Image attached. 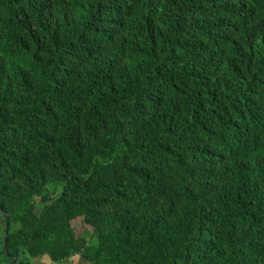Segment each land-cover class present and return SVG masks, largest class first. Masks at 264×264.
Masks as SVG:
<instances>
[{
    "label": "trees",
    "instance_id": "obj_1",
    "mask_svg": "<svg viewBox=\"0 0 264 264\" xmlns=\"http://www.w3.org/2000/svg\"><path fill=\"white\" fill-rule=\"evenodd\" d=\"M0 207V264H264V0H0Z\"/></svg>",
    "mask_w": 264,
    "mask_h": 264
},
{
    "label": "crops",
    "instance_id": "obj_2",
    "mask_svg": "<svg viewBox=\"0 0 264 264\" xmlns=\"http://www.w3.org/2000/svg\"><path fill=\"white\" fill-rule=\"evenodd\" d=\"M31 264H91L89 260L85 259L81 254H75L63 262L54 261L50 255L44 254L31 259Z\"/></svg>",
    "mask_w": 264,
    "mask_h": 264
},
{
    "label": "water",
    "instance_id": "obj_3",
    "mask_svg": "<svg viewBox=\"0 0 264 264\" xmlns=\"http://www.w3.org/2000/svg\"><path fill=\"white\" fill-rule=\"evenodd\" d=\"M0 210L3 212L4 216H5V233H4V244H3V249L6 251L7 250V239H8V235L10 232V215L8 214V212L5 211V209L3 207H0ZM18 261V257H14V259L9 263V264H16V262Z\"/></svg>",
    "mask_w": 264,
    "mask_h": 264
},
{
    "label": "rangeland",
    "instance_id": "obj_4",
    "mask_svg": "<svg viewBox=\"0 0 264 264\" xmlns=\"http://www.w3.org/2000/svg\"><path fill=\"white\" fill-rule=\"evenodd\" d=\"M2 218L3 217L0 214V229L2 228V224H3ZM73 223L79 235L83 233L87 228H90L89 225H86L85 223L80 222V218L73 220Z\"/></svg>",
    "mask_w": 264,
    "mask_h": 264
}]
</instances>
